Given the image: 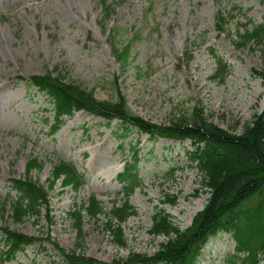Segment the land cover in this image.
<instances>
[{
	"label": "rangeland",
	"instance_id": "rangeland-1",
	"mask_svg": "<svg viewBox=\"0 0 264 264\" xmlns=\"http://www.w3.org/2000/svg\"><path fill=\"white\" fill-rule=\"evenodd\" d=\"M101 1L0 0V227L29 237H41L47 230L45 211L40 220L27 217L16 223L11 208L3 210L8 181L27 175L48 189L51 238L67 252L73 250L77 234L69 213L92 195L106 212L115 200L120 206L123 186L118 175L132 154L130 146L139 143L142 187L130 199L136 216L122 225L126 246L114 242L105 217L84 214L85 256L113 264L159 250L165 238L151 235L158 211L185 230L204 210L210 193L188 159L194 148L189 141H152L133 131L122 150L115 138L116 132L122 133L120 123L108 125L83 111L50 136L51 103L25 81L59 68L98 100H116L119 88L130 111L153 124L170 126L197 108L213 125L241 135L245 125L264 111V89L256 75L264 74V65L258 46L236 47L240 27L246 23L236 8L261 24L264 2L106 0L112 9L106 19ZM219 14L225 24L218 21ZM108 33H113L122 52L121 61L111 52ZM211 49L230 67L223 82L213 79ZM32 160L37 166L29 168ZM59 161L73 164L84 175L86 183L78 192L64 186V177L49 189ZM236 246L232 234L220 232L208 240L195 264H242L245 255ZM57 259L53 246L42 243L2 264H53Z\"/></svg>",
	"mask_w": 264,
	"mask_h": 264
},
{
	"label": "trees",
	"instance_id": "trees-1",
	"mask_svg": "<svg viewBox=\"0 0 264 264\" xmlns=\"http://www.w3.org/2000/svg\"><path fill=\"white\" fill-rule=\"evenodd\" d=\"M100 4L106 19L109 18L111 6L106 0H102ZM236 11L246 20L240 27L242 32L238 35V42H235L236 47L252 44L258 46L264 65V22L255 24L248 18L249 12L242 8H236ZM223 16L218 15L221 24H225ZM106 19L104 18V23ZM104 32L107 33L106 29ZM107 39L113 56L121 61L122 52L114 42L113 33H108ZM209 51L216 64L213 79L223 82L230 73V67L215 49ZM256 75L262 80L264 89V74ZM25 82L51 103L53 124L49 128L50 136L56 135L67 119L83 111L106 121L108 125L114 121L119 122L122 133L116 132L115 138L122 150H125V143L133 131L147 134L152 141H189L194 148L187 153L188 159L192 167L200 172L210 193L204 210L197 214L192 225L185 230L163 210L158 211L153 217L151 235L165 238L159 250L153 256L133 254L127 260H118L113 264H195L208 240L220 232L233 235L237 243L236 250L245 255L242 264H264V111L245 125L241 135H237L213 125L204 117L203 111L197 108L186 119L170 126L153 124L130 111L119 88H116V100L101 101L59 68L47 71L42 76L31 77ZM130 150L132 154L125 160L124 170L117 179L123 186L120 194L123 197L122 204L118 206L115 200L110 212H106L102 202L96 195H92L83 207L70 212L77 242L69 252L50 236L48 226L53 225V222L49 217L48 189L27 175L22 179L9 180L10 192L3 199V210L9 206L11 218L16 223L23 222L27 217L40 220L45 216V211L48 226L41 237H29L7 226H1L0 264L13 261L17 254L24 253L28 247L42 243L51 244L57 251L58 259L53 264H102L84 254L87 237L84 232V214L93 219L105 217L106 227L114 242L126 246L127 239L122 225L136 216L137 212L131 206L130 199L142 187L138 168L139 143L130 146ZM35 166L37 162L32 160L29 168ZM62 177L64 186H70L75 192L86 183L84 175L73 164L59 161L54 168V181L49 189Z\"/></svg>",
	"mask_w": 264,
	"mask_h": 264
}]
</instances>
